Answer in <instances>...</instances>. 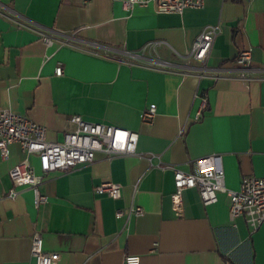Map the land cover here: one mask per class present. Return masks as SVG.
I'll return each instance as SVG.
<instances>
[{"label": "crops", "instance_id": "1", "mask_svg": "<svg viewBox=\"0 0 264 264\" xmlns=\"http://www.w3.org/2000/svg\"><path fill=\"white\" fill-rule=\"evenodd\" d=\"M122 1L0 0V108L43 125L49 141L74 129L73 115L134 131L138 153L184 172L219 154L231 190L244 176L264 177V0H205L182 14L155 12L152 3L126 11ZM212 24L221 32L199 76L201 65L175 52H188ZM151 41L168 45L155 53L176 72L116 59ZM246 48L249 81L234 63ZM199 94L207 103L196 118ZM150 104L155 115L143 123ZM7 151L0 158V264H34V231L45 251L59 253L55 264H123L127 254L139 255V264H264V222L252 231L243 216L230 221L225 193L205 206L196 189L183 192V216L176 217L173 171L150 166L145 156L95 152L89 164L50 172L39 185L48 200L36 209L30 190L3 195L9 169L25 157L18 143ZM29 160L39 173L37 157ZM105 180L122 185L119 199L94 192ZM130 205L143 215L115 216Z\"/></svg>", "mask_w": 264, "mask_h": 264}, {"label": "built area", "instance_id": "2", "mask_svg": "<svg viewBox=\"0 0 264 264\" xmlns=\"http://www.w3.org/2000/svg\"><path fill=\"white\" fill-rule=\"evenodd\" d=\"M205 0H123L122 8L130 11L135 5H154L155 12L182 14L186 9H200ZM221 32L218 24L204 26L192 43L191 49L186 53L175 52L176 56L184 60L197 61L201 66L198 69L199 76L206 74V61L211 47L217 35ZM43 41L50 45L53 38L44 35ZM159 45H166L164 41H151L143 45L138 51H123L116 59L118 61L141 65L146 68L162 72H176L177 66L167 60L161 59L155 53ZM240 79L249 81L245 73L250 68V49H242L234 60ZM189 69L188 66H185ZM183 74L189 70L182 71ZM56 76L62 75L61 65L54 69ZM216 78V73L211 74ZM200 98L199 110L196 118L205 108L207 99L203 94ZM154 104L148 105L140 114L143 123H150L155 115ZM70 121L74 129L66 132L61 141H49L46 138V128L25 115H20L8 108H0V158L7 159V147L18 143L25 157L9 169L7 173V186L3 195L15 198L24 189L33 193L34 207L47 202L48 198L39 191V185L44 176L50 172H66L80 165L89 164L94 159L95 152L103 153L107 158L115 156L139 155L145 156L150 166L159 169H171L173 171L174 190L170 194V204L176 217L183 216V192L188 189H196L203 205L216 203L219 193H225L229 198L228 216L230 221L243 216L252 231H255L264 222V177L244 176L238 189L231 190L225 186V174L221 155L212 154L195 160L196 172H184L170 164L158 161L151 162L153 154H143L136 151L138 133L128 129L116 127L105 123H94L83 120L79 115H73ZM182 132V130H181ZM38 159L39 173L32 166L29 157ZM3 184V182H1ZM4 188V186H3ZM122 185L111 180L100 182L94 187V192L106 194L111 199L121 197ZM140 206L130 205L124 209L115 211V216L143 215ZM31 256L34 264H55L59 260V253L47 252L43 249L41 234L34 231L31 235ZM123 264H139V255L127 254L123 257Z\"/></svg>", "mask_w": 264, "mask_h": 264}]
</instances>
